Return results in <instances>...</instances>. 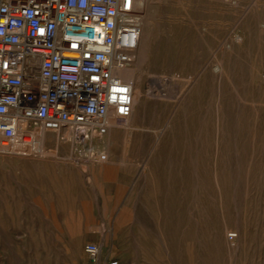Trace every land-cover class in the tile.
<instances>
[{"label":"rangeland","instance_id":"374dc122","mask_svg":"<svg viewBox=\"0 0 264 264\" xmlns=\"http://www.w3.org/2000/svg\"><path fill=\"white\" fill-rule=\"evenodd\" d=\"M140 13L129 125L0 153V264H264V0Z\"/></svg>","mask_w":264,"mask_h":264},{"label":"built area","instance_id":"2783aa9c","mask_svg":"<svg viewBox=\"0 0 264 264\" xmlns=\"http://www.w3.org/2000/svg\"><path fill=\"white\" fill-rule=\"evenodd\" d=\"M141 1L0 0L1 154L42 133L83 145L129 125L134 82L123 74L141 42ZM84 253L99 264L97 244Z\"/></svg>","mask_w":264,"mask_h":264},{"label":"bare ground","instance_id":"6f19581e","mask_svg":"<svg viewBox=\"0 0 264 264\" xmlns=\"http://www.w3.org/2000/svg\"><path fill=\"white\" fill-rule=\"evenodd\" d=\"M146 0H143L141 1L139 4H138V9L141 10L142 9V5H144ZM140 28H141V34H143L144 32V21L142 18H140ZM142 38V36H141ZM242 42V41H241ZM141 46V42H140V45L139 47ZM138 50H140V48H138ZM138 50L136 52V55L138 53ZM136 55H135V60H136ZM135 63V61H134ZM218 69V68H217ZM132 70V77L129 79L128 78V74L129 72ZM224 73V72H223ZM123 77L126 79V80H130V81H133L134 82V88H133V91H134V105L136 104V99H140L142 97V78L140 77V75L138 74V71L136 69V65L133 64V66L128 69L127 71L124 72L123 74ZM152 84L154 85H157V86H160L162 85V80L160 79H154L151 81ZM166 83V82H164ZM153 94V93H152ZM156 96V95H155ZM140 101V100H139ZM133 115H134V111H133ZM133 117V116H132ZM66 136H71V133L70 132H67L65 134ZM110 135V134H109ZM40 138H41V143L42 144H47V135L46 133H42L40 134ZM68 138V137H67ZM110 140V139H109ZM109 142V141H108ZM113 142V141H112ZM114 143V142H113ZM112 143V144H113ZM110 144H111V141H110ZM45 146V145H44Z\"/></svg>","mask_w":264,"mask_h":264}]
</instances>
